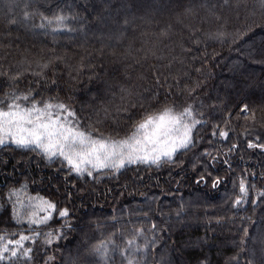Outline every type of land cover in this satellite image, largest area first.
Listing matches in <instances>:
<instances>
[{
  "label": "trees",
  "instance_id": "obj_1",
  "mask_svg": "<svg viewBox=\"0 0 264 264\" xmlns=\"http://www.w3.org/2000/svg\"><path fill=\"white\" fill-rule=\"evenodd\" d=\"M58 14L70 17V31L37 27ZM218 32L220 39L210 35ZM262 53V0H0V99L31 88L37 99L70 104L83 124L105 134L129 130L125 109L139 119L164 100L193 105L205 122L175 162L96 178L69 174L36 151L0 147V234L62 231L51 245L37 239L32 264L47 257L52 264H96L93 244L111 236L123 247L134 229L156 238L146 255L137 253L143 264H264V201L257 196L264 191V151L247 147L256 137L264 142ZM242 104L254 115L245 116ZM37 197L69 216L54 213L46 225L30 226ZM237 198L247 202L237 205ZM13 206L25 217L21 223ZM65 222L71 227L62 228ZM113 260L122 264L118 251Z\"/></svg>",
  "mask_w": 264,
  "mask_h": 264
},
{
  "label": "snow or ice",
  "instance_id": "obj_2",
  "mask_svg": "<svg viewBox=\"0 0 264 264\" xmlns=\"http://www.w3.org/2000/svg\"><path fill=\"white\" fill-rule=\"evenodd\" d=\"M29 18V12L25 11L24 19L27 21ZM69 20L70 17L64 14L52 18L44 16L37 27L51 29L53 33L70 31ZM210 35L220 39L224 34L218 32ZM38 67L43 69L48 65L39 64ZM18 75L11 77L13 83L9 84L10 88H14ZM36 95L38 94H33L29 88L27 92L8 91L4 98L0 99V147L13 144L19 149L36 151L48 161H59L62 169H66L69 174L74 173L77 177L96 178L97 174L105 172L120 173L130 165L159 167L163 163L175 162L178 153L182 154L195 144L194 131L205 123L197 118L202 117L204 113L199 112L193 105L169 104L164 100L157 101L160 106L154 111L145 110L139 119L138 113L125 109L127 119L131 121L129 130L123 135L119 132L105 134L90 124H83L81 117L70 104L52 97L37 99ZM138 106L143 108L144 105L140 103ZM131 107L135 108L137 104ZM240 111L245 116L254 115L247 104L240 105ZM212 135H217V132L214 130ZM219 136L227 138L228 133L221 131ZM235 147L236 145L232 146ZM247 147L264 151V142H260V138L256 137L255 142H247ZM204 154L211 155L207 150ZM223 162L228 164L227 159ZM200 180L207 182L203 176ZM212 183L213 187H216L220 178L213 179ZM239 188L246 198L248 188L243 180ZM14 191H10L8 199H12ZM257 196L264 201V191L258 192ZM246 202L241 198L235 200L237 205ZM29 208L31 211L27 213V223L30 226L46 225L54 213H58L61 218L69 216L67 208L58 210L55 202L39 197ZM12 214L16 223H21L25 218L16 212L15 206ZM63 227L71 225L65 222ZM155 228L153 225V230ZM241 231L247 236L246 229L242 228ZM28 232L29 234H18V239H8L6 234H0V264H32L35 244L39 237H44V245L47 246L63 235L62 231L41 232L32 227ZM138 237H144L143 229H134L132 236L124 240V246L121 247L109 236L93 244L90 254L98 258L96 264H114L113 253L117 251L123 258L122 264H143V261L137 258V253L146 255L150 244L156 243V238L149 241L144 237V243L140 244L137 243ZM53 261L54 257H47L44 264H52Z\"/></svg>",
  "mask_w": 264,
  "mask_h": 264
}]
</instances>
